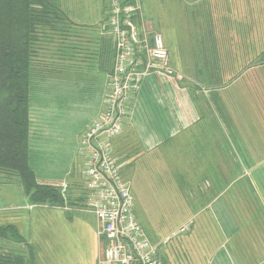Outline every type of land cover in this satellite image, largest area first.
Segmentation results:
<instances>
[{"label": "rangeland", "instance_id": "374dc122", "mask_svg": "<svg viewBox=\"0 0 264 264\" xmlns=\"http://www.w3.org/2000/svg\"><path fill=\"white\" fill-rule=\"evenodd\" d=\"M56 2L76 24L97 28L81 30L72 38L79 47L90 46L96 53L100 47L96 32H101L107 23L109 1ZM142 5L143 14L153 30L164 38L171 54L170 65L190 80L184 81L182 86L187 87L186 94L201 120H193L189 105L183 108L187 119L177 125L180 136L161 148L133 154L130 167L122 176L130 182L134 214L149 242L158 248L159 258L164 259L169 249L168 254H175L174 264H208L203 262V254L198 251L204 246L205 233L192 227L193 222L183 227L185 232L177 234L176 231L185 220L203 209L204 199L195 198V193H201L198 186L203 179L208 178L214 185L216 176H222L223 180H228L222 183L226 185L246 171L252 173L255 169L256 174L264 173V69L260 70L259 66L264 62V23H261L258 39H241L240 53L208 54V58L221 59V63L207 65L202 47H197L193 54L182 53L188 42L183 37L187 23L177 17L174 7L162 5L158 0H142ZM105 37L110 40L108 34ZM56 38L58 43L47 46L42 56L46 62L58 61L62 40ZM191 41L203 40L194 38ZM80 55L68 60L72 65L70 72L74 74L54 73L46 84L102 77L97 69L98 54H86V58ZM184 59H191V69L185 68L189 62ZM52 109L57 111L55 107ZM76 119V113L70 114L67 121L57 114L53 122L59 124L58 128L61 125L87 126V121L78 123ZM12 177L7 183L0 177V226L14 225L22 239L0 238L1 253L25 255L34 264H101L99 223L87 206L67 202L64 207L47 204L33 205L31 209L19 178ZM243 184L245 180L232 190L240 189ZM210 187L208 182V189ZM60 188L62 192L65 189L67 196L71 195L66 181ZM192 236V248L183 252L179 247L178 251L175 243Z\"/></svg>", "mask_w": 264, "mask_h": 264}, {"label": "crops", "instance_id": "0c3cea01", "mask_svg": "<svg viewBox=\"0 0 264 264\" xmlns=\"http://www.w3.org/2000/svg\"><path fill=\"white\" fill-rule=\"evenodd\" d=\"M158 2L174 7L178 11H174L177 17L187 23L183 37L188 42L182 53L193 54L197 47H202L207 65L221 63V59L208 58V54L240 53L238 48L243 47L241 39H258L261 23H264V0ZM194 38L203 41L192 42ZM184 60L189 62L185 68L191 69V59ZM172 71L171 78L152 77L147 80L140 95L129 102L130 114L124 120L122 134L110 141L113 156L123 174L130 167L133 154L161 148L180 136L181 130H177V125L187 119L183 108L189 105L193 120H201L191 104L192 99L186 94L187 87L182 86L186 77H182L176 68L172 67ZM101 73L102 77L91 80H68L54 85L46 84L51 80L46 79L41 81L45 83L43 85L37 83L33 93V106L36 105L38 110L33 111L30 164L41 184L60 187L66 181L74 199L87 195L83 170L89 151L81 146L84 132L89 131L94 121L99 120L107 110L106 99L110 93L112 74ZM73 113L77 116L75 122L87 121V126L70 128L61 125L58 128L59 124L53 122L57 114H60L61 120L64 118L67 121ZM82 149L83 152L80 151ZM241 180H245V184L233 191L232 188ZM227 181L222 176H216L214 185L208 178L198 183L201 193H195V198L204 199L203 209L185 220L176 233L189 222H193L192 227L201 229L206 240L198 251L203 254V262L208 264H264V173L256 174L254 169L252 173L246 171L230 183L222 184ZM29 206L31 209L34 207ZM183 239L176 242L175 247L178 251L180 247L187 252L194 243L193 236ZM168 250L163 255V263L174 264L175 254H168Z\"/></svg>", "mask_w": 264, "mask_h": 264}, {"label": "trees", "instance_id": "16d2710c", "mask_svg": "<svg viewBox=\"0 0 264 264\" xmlns=\"http://www.w3.org/2000/svg\"><path fill=\"white\" fill-rule=\"evenodd\" d=\"M88 29L92 28L72 21L56 0H0V177L7 183L17 176L31 205L64 207L72 202L86 206L87 195L74 199L71 195L64 196L58 186L39 182L30 164V141L37 83L45 84L41 81L50 79L54 73L72 74L68 60L76 59L77 54L86 58V54L97 53L98 70L112 74L115 54L111 39L105 37L106 24L101 32H96L100 44L96 53L92 47H79L72 41L81 30ZM56 37L62 40L58 61L46 62L42 56L47 46L58 43ZM259 66L264 69V62ZM0 238L22 239L14 225L0 226ZM0 264H34V261L25 255L0 252Z\"/></svg>", "mask_w": 264, "mask_h": 264}, {"label": "built area", "instance_id": "2783aa9c", "mask_svg": "<svg viewBox=\"0 0 264 264\" xmlns=\"http://www.w3.org/2000/svg\"><path fill=\"white\" fill-rule=\"evenodd\" d=\"M108 1L106 27L115 54L112 91L105 114L82 141L89 151L83 170L86 206L99 223L101 264H163L158 248L149 242L134 214L130 183L122 176L110 141L122 134L130 114L129 102L140 95L147 80L172 77L170 54L163 36L144 16L141 0ZM184 228L179 233L185 232Z\"/></svg>", "mask_w": 264, "mask_h": 264}]
</instances>
